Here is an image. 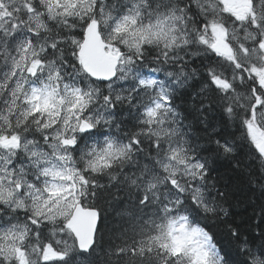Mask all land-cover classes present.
<instances>
[{
	"label": "snow or ice",
	"instance_id": "obj_1",
	"mask_svg": "<svg viewBox=\"0 0 264 264\" xmlns=\"http://www.w3.org/2000/svg\"><path fill=\"white\" fill-rule=\"evenodd\" d=\"M0 264H264V0H0Z\"/></svg>",
	"mask_w": 264,
	"mask_h": 264
},
{
	"label": "trees",
	"instance_id": "obj_2",
	"mask_svg": "<svg viewBox=\"0 0 264 264\" xmlns=\"http://www.w3.org/2000/svg\"><path fill=\"white\" fill-rule=\"evenodd\" d=\"M194 87H198V85H195ZM223 166L226 167L227 166V162H223ZM248 195L250 196L251 193H249ZM249 211H251V210L249 209ZM105 215L107 216V214H105ZM106 222L109 223V224L111 223V216L107 217V221ZM218 239L220 240V243H221L222 246L228 247V240H227L226 237H218Z\"/></svg>",
	"mask_w": 264,
	"mask_h": 264
}]
</instances>
